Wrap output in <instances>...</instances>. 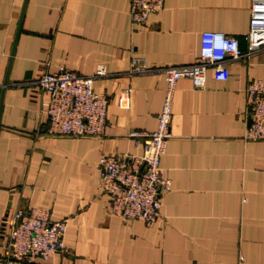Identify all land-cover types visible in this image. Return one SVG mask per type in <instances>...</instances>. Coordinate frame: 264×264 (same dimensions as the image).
I'll return each instance as SVG.
<instances>
[{"label": "crops", "instance_id": "obj_1", "mask_svg": "<svg viewBox=\"0 0 264 264\" xmlns=\"http://www.w3.org/2000/svg\"><path fill=\"white\" fill-rule=\"evenodd\" d=\"M129 2L0 0V259L3 218L17 207H44L66 223L64 250L32 264H264V140L244 138L245 89L255 79L264 84V47L229 62L227 80L211 69L200 89L178 80L160 160L171 180L160 217L146 223L110 214L100 156L129 163L142 154L143 137L129 132L155 129L163 69L198 62L203 31L235 37L246 52L251 4L164 0L161 11L134 24ZM133 57L149 71L131 72ZM60 65L85 76L104 66L106 75L93 81L108 100L101 136L47 133L44 94L34 82Z\"/></svg>", "mask_w": 264, "mask_h": 264}, {"label": "built area", "instance_id": "obj_2", "mask_svg": "<svg viewBox=\"0 0 264 264\" xmlns=\"http://www.w3.org/2000/svg\"><path fill=\"white\" fill-rule=\"evenodd\" d=\"M164 0H130L129 16L134 24H143L151 13L162 10ZM244 53L238 39L219 31H203L199 41V61L173 65L163 69L166 86L156 127L153 131L132 130V138L143 137L142 154L131 156L127 163L115 155H102L97 168L102 190L109 198V212L123 219L153 223L160 217L161 195L171 188L170 178L162 172L161 157L170 138L172 102L177 82L186 77L200 89L205 73L211 69L214 79L229 77L228 63L264 47V0H251L248 31L244 35ZM130 71H149L142 59L133 57ZM106 75L98 65L85 76L60 65L53 72L42 73L34 82L44 94L43 111L47 117V133L68 137L101 136L106 126L108 100L93 88L94 78ZM130 88L119 97L122 107L129 105ZM250 123L246 140H264V84L255 79L245 89ZM7 241L1 264H32L36 258L47 259L64 250L62 238L66 230L63 220H52L44 207H17L2 220Z\"/></svg>", "mask_w": 264, "mask_h": 264}, {"label": "water", "instance_id": "obj_3", "mask_svg": "<svg viewBox=\"0 0 264 264\" xmlns=\"http://www.w3.org/2000/svg\"><path fill=\"white\" fill-rule=\"evenodd\" d=\"M25 2H26V0H25ZM25 4V3H24ZM23 9H24V6H23ZM23 9H22V11H21V15H20V20H19V24H18V28H17V33H16V36H17V34H18V32H19V29H20V23H21V19H22V15H23ZM15 43H16V39H15V42H14V45H13V49H12V54H11V56L14 54V46H15ZM11 60V59H10ZM5 85H6V79H5V81H4V86L2 87V90H1V101H2V95H3V91H4V87H5ZM1 101H0V112H1ZM250 117L248 118V123H250Z\"/></svg>", "mask_w": 264, "mask_h": 264}]
</instances>
